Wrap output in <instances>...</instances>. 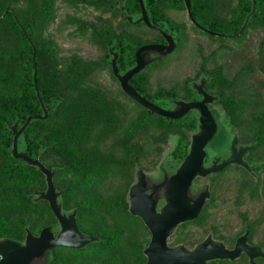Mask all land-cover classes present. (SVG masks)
Wrapping results in <instances>:
<instances>
[{"label": "rangeland", "instance_id": "374dc122", "mask_svg": "<svg viewBox=\"0 0 264 264\" xmlns=\"http://www.w3.org/2000/svg\"><path fill=\"white\" fill-rule=\"evenodd\" d=\"M16 1L18 5H24V0ZM234 1L216 0L212 3L219 19L228 15L227 11L231 5H235ZM206 5L207 2L204 1V6L206 7ZM163 9L173 20V28L182 38L178 42L176 50L192 49L194 46H191L190 38L192 41H202L206 50L214 49L218 44L222 51L220 57L223 61L227 62V59L232 61L235 76L232 83L225 88L228 93L222 92L221 98L218 99V102L215 101L211 107L214 109L219 123H225L229 119L233 121L232 129L238 135L240 142L247 144L252 142L251 154L261 160L256 164L255 175L249 174L239 166L229 165L224 170H219L221 172H213L203 179L213 180L211 182L213 186L212 201L208 203L207 215L203 217V223L200 218L197 224H188L179 228L177 233L179 241L191 244L199 236L208 232L214 238L228 244L243 226H247L251 231L252 242L264 245V23L263 26L258 24L248 28L239 36L218 37L204 34L192 25L190 28H186V16L180 3L169 10L165 6ZM46 11H49L48 15L41 23V28L37 33H40L41 37L51 46L56 70H59L60 75H64L70 74V71L78 68L79 62L88 61L99 64L98 69L89 77L90 79L83 80V84L80 85L98 86L97 90L104 92L106 97L112 94L115 86L108 77V67L101 63L103 59L102 28L105 25H111L117 31L125 30L134 33L141 40L154 38V35L140 24L126 26L116 12L99 8L95 0H48ZM183 25L185 30H183ZM211 31L230 35L222 29ZM196 32L200 36H196ZM9 37L10 34L4 31L0 32V49L4 51L12 49ZM211 64L209 63L210 66ZM212 90L221 91L219 86H214ZM228 97L233 98L232 106L225 105ZM66 101L71 102L70 100ZM110 105V113L105 116V119H113L114 105ZM126 108L127 130L125 138L122 136L121 142H115L118 139L116 134H121L119 131L115 134L101 135L98 138L103 130L93 125L90 136L95 139V142L88 139L87 146H84L86 149H95L96 155L107 158L106 161L110 166H106L107 168L98 180H112L111 183L105 182L94 186L93 189L85 190L82 195H75V192L71 190L66 193L63 199L67 210L78 205L81 206L80 209L77 207L78 222L95 230H101L106 226V215L113 207L111 204L120 201L114 198V196H118L115 194L119 192L114 180L130 183L134 180L138 167L153 174L158 172L159 166L168 171V162L171 158L169 150L176 138L171 134H183L189 139V129L185 126L162 127L157 123L156 116L141 113L140 109L130 102L127 103ZM217 121V131L204 147L206 151L209 150L216 154L225 151L230 138V135ZM105 133L107 131L103 132V134ZM49 157L55 160L56 152L48 150L45 160L48 161ZM3 162L4 158L0 155V167ZM71 175L74 178L67 180H79L78 176L81 174L69 172L66 177L70 178ZM64 177V174L59 173L53 180H62ZM214 180H224L225 182L219 186ZM83 186L88 187V185ZM222 186L226 187L222 188ZM41 188L42 185L38 178L34 180H3L0 177V217L4 223V226L0 227L4 228V234L18 238L23 235L24 227L37 230L40 225L47 223L52 218L44 202L31 206L30 210H22L12 199L17 196L16 192L32 193ZM20 199L22 200V196ZM123 221H126L128 248L140 245V242L142 244L147 242L148 233L145 228L138 225L135 218L127 215ZM196 225L197 227H194ZM99 261L104 262L100 259ZM138 261L136 254L133 253V258L129 259L127 264H137ZM258 261L259 264H264V258H259ZM222 264L246 263L239 259Z\"/></svg>", "mask_w": 264, "mask_h": 264}, {"label": "trees", "instance_id": "16d2710c", "mask_svg": "<svg viewBox=\"0 0 264 264\" xmlns=\"http://www.w3.org/2000/svg\"><path fill=\"white\" fill-rule=\"evenodd\" d=\"M165 1L181 4V0H142L145 10L152 18L172 27V22L162 13L164 11L162 3ZM204 1L207 2L206 7ZM214 1L216 0H189L192 16L207 29H222L228 34L235 33L249 11L251 1L235 0V5L230 6L228 15L222 19L217 17L213 9ZM253 1L254 10L239 35L250 27L258 24L263 26L264 0ZM95 2L99 8L116 12L126 26L141 25L126 19V15L131 16L132 19L138 15L137 0H95ZM47 6L48 0H24V5H18L16 0H0V32L10 34L9 39L12 42L11 50L0 49V155L4 158L0 167V177L3 180H34L35 178L43 180V175L36 166L13 158L9 151L12 137L9 126L14 123L18 128L26 116L42 111L32 83L30 57L31 45H33L35 82L39 98L47 108V115L44 119H30L17 137V149L25 152L30 158H37L40 163L53 170L52 179L59 173L65 175L64 180L73 179V175L70 178L66 176L69 172H77L81 174L78 176L79 180H98L110 166L109 162L107 163L106 157L96 155L95 149H86L84 146H87L88 139L95 142L90 136L93 125L103 130L98 138L109 134L108 129L113 119H105V116L110 113L111 105L107 103L104 94L97 90L98 86L89 87L91 85L80 84H83V80L90 79L99 64L79 62L78 68H74L70 74H59V70L55 68L51 46L40 33H37L48 15ZM151 33L154 35L153 32ZM101 38L103 46L101 63L107 66L105 62L109 56L107 50L111 49L117 53V63L122 70L131 65L135 48L148 41V39L141 40L134 33L125 30L117 31L111 25L102 28ZM131 79L134 80L133 77ZM221 96L218 94V99ZM232 105L233 103L227 106ZM144 113L147 114L146 110ZM154 116L162 127L175 125L185 126L188 129L195 127V121L188 118L171 120ZM217 123L225 129L227 126L232 128L233 121L229 119L225 123L218 121ZM105 131L107 133L103 134ZM171 136L176 138L169 150L170 162H167L169 166L174 167L186 153L188 137L179 133H173ZM48 150L56 152L55 160L50 157L48 161L45 160ZM16 195L12 199L22 210H28L31 206L43 202L41 199L34 200L31 192L23 191L22 194L16 192ZM75 208L77 210V207ZM21 223L24 224L23 221ZM0 226H4L1 217ZM3 229L0 227V237L8 236L4 234Z\"/></svg>", "mask_w": 264, "mask_h": 264}, {"label": "flooded vegetation", "instance_id": "af4514ba", "mask_svg": "<svg viewBox=\"0 0 264 264\" xmlns=\"http://www.w3.org/2000/svg\"><path fill=\"white\" fill-rule=\"evenodd\" d=\"M177 5H179V3L173 2V1H169V2L165 1L164 3H162V6H165L166 9L168 10L173 8L174 6L176 7ZM181 5L184 9V13L186 16L185 17L187 21V25H185L187 26L186 28H190V26L192 25L197 30L202 31L198 27L193 25L191 21L188 19L185 8H184L183 0H181ZM145 12H146L148 21L152 25L156 26L157 28L161 29L162 31H164L165 33L171 36L174 42V46L168 54L159 56L158 58L154 59L153 61H151L144 67H142L136 73L131 75L128 78L127 83L131 85L139 95L143 96L149 102L163 109H172L173 107H175L177 101H182V102L199 101L202 98L201 93L198 92V87H200L203 92L214 97L211 102L206 103V106L209 109L211 115L213 116L216 122L217 119L215 118L216 117L215 111L211 107V105L215 101L218 102V94L222 95L221 94L222 92L225 93L226 92L225 88L228 87L232 83V80L234 79L235 72H233L234 68L231 63L232 61H229V59H227V62L223 61V59L220 57L221 56L220 53L222 51L218 47V44L216 45L214 49L206 50V46L202 43V41L201 42L197 40L192 41L189 38V36H188L190 40L189 42L191 46H194V47L192 49H186L184 51L176 50L178 42L182 39L180 35L178 34V31L174 30L173 26L171 27L168 24H161L158 20L152 18L147 13L146 10ZM162 13H164V15L169 19L170 22H173V20L168 16L169 14H167L165 11H163ZM139 16H140V9H139L138 15L134 19L131 18L132 21L130 22L141 23V25L144 26L147 30L154 33V38H150L148 39L147 42L142 43V44H147V43L166 44V40L162 35L147 28L142 21H135V19H137ZM194 20L196 21L195 18ZM197 23L201 25L202 27H204L199 22ZM185 26L184 25L182 26L184 27L183 30H185ZM202 32L204 34H208L204 31ZM177 35L179 36L180 39L178 38ZM195 35L200 36V34H198L197 32L195 33ZM107 51L109 54L108 58L106 59V63L108 67V77L111 81H113L112 84L115 86V88H113V92H111L112 94L111 95L109 94L107 97L104 94V92H102V94H104L105 99L107 100V103L114 105V113L112 115L114 122L110 124L108 133L110 135V133L115 134L119 131V133L121 134L119 135L116 134V137L118 139L115 142H121L127 130V127H126L127 108L126 107H127L128 102H130L131 104L139 108L141 113H144L146 110V113L148 115H158V114L148 111L146 108H144L143 106H141L140 104H138L137 102H135L133 99H131L125 94V92L122 90L119 84L118 79L112 73L111 66H110L112 52H115V51H112L111 49H108ZM134 51H133V59H132L131 65H129L124 70H122L118 66V63H117L118 57H117V53L115 52L116 53L115 66L117 68L118 74H122L125 70H127L128 68L134 65ZM148 56L154 57L155 53H149ZM209 63L210 64L212 63L211 66L209 65ZM229 71H231V74H229ZM132 77L134 78V80L131 79ZM214 86H219L221 91L215 92L214 90H212ZM106 93L108 94V92ZM233 102H234L233 98L228 97L225 105H230ZM198 116H199V112L196 109H189L185 114L177 118V119L188 118L190 120L195 121L194 129H189V139H188V144L186 146V153L189 149V142H190L191 135L198 130V127H197L198 126ZM171 120H176V119H171ZM225 130L230 135V138L228 139V142L226 144L225 151L216 154L209 150L206 151L204 149L205 147L204 146L203 149H204L205 154H204L203 161H202L203 166L207 167L211 165L213 161H215V164H217L222 159L226 158L230 153L229 152L230 151L229 150L230 141L232 139V136L235 135L236 140H237L235 144L236 148L246 147V150L243 152L241 159L246 162L248 169H246L242 165L232 163V164H228L225 167H223L221 171L224 170L229 165H236L244 169L249 174L255 175L256 170H257L256 164L260 163L261 160L257 159L258 157L257 158L253 157L251 154L250 149L253 147V143L251 142L247 144V143L240 142L238 135L235 133V131L232 128H229L228 126L225 128ZM18 151H21V150H18ZM181 160L174 167L169 166L168 171L165 170L162 166H159L158 172L154 174L147 173L138 167L135 171L134 180H132L128 184L126 181L121 182L122 180H119L120 182H118V180H114L116 189L119 188V192L115 194L118 196H114V198H117V200H120V201L114 202L113 204H111L113 207L110 210V213L106 215V219H105L106 226L103 227L101 230H95V229H92V227L80 224L78 222V217H77L78 210H76L75 207L70 210H67L65 207L66 203H64L63 199L66 193L70 192L71 190L75 192V195H82L85 193V190L93 189L94 186L96 187L97 185L104 184L105 182L110 184L112 180H53L52 179L51 183L53 186V191L57 193L56 202L57 204H59L60 213L63 214L64 216H67L70 212L74 211L75 224H76V227L79 233L81 234L82 237L91 236L92 239L79 247H72V246H65V245L52 246L44 250L41 255L34 257L29 262V264H127V261L133 258V253L136 254V258H138L139 260L137 264H146V257L144 254V249L148 244L150 233L148 229L145 227V225L143 224L140 217L132 214L129 211V204H130L129 188L136 182V174L139 169L142 170L145 174L146 180H144L145 181L144 186L147 188V187H150L151 185H156L162 182L164 175L169 176L170 174L174 173L175 169L177 168ZM51 171L53 175V170ZM210 174L212 173L206 174L204 176L196 175L190 181L187 187L186 194L188 197H190L191 200H194L199 194H202L204 191H206V195H204L203 202L200 205L196 213V216L193 219L177 223L172 228V230L168 233V235L165 237V245L169 248L182 245L186 250L191 251L197 244L208 239L209 242H207L206 244L207 247L213 244H222L224 248L231 249L235 243L236 238L246 233L245 243L247 245L257 246L261 250H264V245L256 244L255 242H252L250 238L251 231H250V228L247 226H243L241 230L234 236L232 241L228 244L223 242V240L214 238L211 235V233H208V232L204 234L203 236H199L196 240L192 241L191 244H186L182 241H179L180 238H178V234H177L179 228L183 226H187L188 224H193V223L197 224L200 218L202 219L201 223L204 222L203 217L207 215L206 212L208 208V203L212 201L211 198H212L213 186L211 182L213 180H203V179H205ZM39 181L42 185V188L32 192L34 200H36L35 197L37 195V192H40V191L44 192L47 188L46 180H44V176H43V180H39ZM214 182H217V184L221 186V184L224 183L225 181L224 180H214ZM83 185H88V187L83 186ZM225 187L226 186H222V188H225ZM151 196L154 198V201H155L154 209L156 212H158L166 204L165 196H164V185L162 184L161 186L157 187L155 191L151 194ZM96 198H99V197H96ZM41 200L44 202L46 208L52 215V218H50V220L47 223L40 225L37 230L24 227L23 235L21 237L17 238L13 236L12 237L2 236L0 237V240L10 239L15 242H18L19 244H23L24 237H25V229H27L31 233V235L36 236L38 232L44 227H48L52 236L55 237L61 227L58 224L57 220L55 219L53 213L51 212L48 206V202L43 199ZM76 207L80 209L81 206L78 205ZM127 215L135 218L138 225L146 229L148 233V240L145 244L144 243L142 244V242H140V245H136V246L128 248V244L126 240L127 232L125 229L126 221H123V219ZM194 227H197V225ZM259 258H264V256L254 257L252 258V262H251L248 256L244 252L240 251L238 256L233 259H228V258L208 259V260H205V264H222L224 262H233L239 259H242L243 261H245L246 264H259V261H258ZM99 259L104 260V262H100Z\"/></svg>", "mask_w": 264, "mask_h": 264}, {"label": "water", "instance_id": "95a60500", "mask_svg": "<svg viewBox=\"0 0 264 264\" xmlns=\"http://www.w3.org/2000/svg\"><path fill=\"white\" fill-rule=\"evenodd\" d=\"M250 1V9L245 15L241 26L231 35L205 29L192 17L189 0H183V3L188 19L200 30L218 37H235L241 33L249 16L254 10V1ZM137 2L140 9V16L135 19V21H142L147 28L162 35L166 40V44L147 43L138 46L134 51V65L125 70L122 74L117 73V68L115 66L116 53L112 52V58L110 60L112 73L118 79L125 94L150 112L169 119H177L189 109H196L199 112L198 130L191 135L189 149L174 173L169 176L164 175L162 182L146 188L144 186V180H146L145 174L139 169L136 174V182L129 188V211L140 217L150 233L148 244L144 249L146 264H205V260L208 259H233L238 256L240 251L244 252L252 262V258L264 256V250H261L257 246L247 245L245 243L246 233L236 238L231 249L224 248L222 244H213L207 247L206 244L209 242L208 239L197 244L191 251L186 250L182 245L173 248H169L165 245V237L177 223L193 219L196 216L203 202L204 195H206V191H204L194 200H191L186 194L190 181L196 175L204 176L219 171L226 165L232 163L242 165L248 169L246 162L241 159L246 147L236 148L235 144L237 140L236 136L233 135L229 144V155L217 164L213 161L211 165L204 167L202 164L205 154L203 147L212 138L216 130V122L207 108L206 103L211 102L214 97L203 92L201 88L198 87V92L202 95L199 101H177L175 107L172 109H163L139 95L135 89L127 83L131 75L159 56L168 54L174 46V42L169 34L148 21L142 0H137ZM126 19L129 22L132 21L129 15H126ZM31 50L32 83L42 111L41 113L26 116L18 128H16L14 123L9 126L12 134L9 151L13 158L19 159L28 165L36 166L43 174L47 188L44 192H37L35 199H43L48 202V206L61 228L55 237L52 236L48 227L42 228L36 236L31 235V233L25 229L23 244H19L10 239L0 240V264H29L34 257L41 255L44 250L52 246L65 245L79 247L92 239L91 236L82 237L79 233L75 224L74 211L70 212L67 216L60 213L59 204L56 202L57 193L53 191L51 183L52 171L40 163L37 158H30L25 152L17 150V137L30 119H44L47 115V108L42 104L36 87L33 45H31ZM149 53H155V56L149 57ZM162 184L164 185L166 204L156 212L154 209L155 201L151 194Z\"/></svg>", "mask_w": 264, "mask_h": 264}]
</instances>
